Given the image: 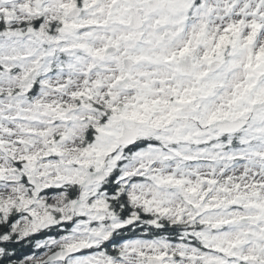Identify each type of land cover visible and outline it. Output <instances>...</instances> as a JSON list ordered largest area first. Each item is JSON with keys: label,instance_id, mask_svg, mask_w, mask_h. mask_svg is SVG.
Returning a JSON list of instances; mask_svg holds the SVG:
<instances>
[{"label": "snow or ice", "instance_id": "obj_1", "mask_svg": "<svg viewBox=\"0 0 264 264\" xmlns=\"http://www.w3.org/2000/svg\"><path fill=\"white\" fill-rule=\"evenodd\" d=\"M0 264H264V0H0Z\"/></svg>", "mask_w": 264, "mask_h": 264}]
</instances>
